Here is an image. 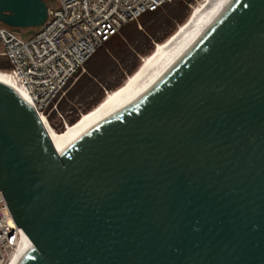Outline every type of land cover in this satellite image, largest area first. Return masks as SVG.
<instances>
[{"label":"water","instance_id":"95a60500","mask_svg":"<svg viewBox=\"0 0 264 264\" xmlns=\"http://www.w3.org/2000/svg\"><path fill=\"white\" fill-rule=\"evenodd\" d=\"M49 10L0 0V27ZM0 193L33 244L17 264H264V0H228L59 153L0 79Z\"/></svg>","mask_w":264,"mask_h":264},{"label":"built area","instance_id":"2783aa9c","mask_svg":"<svg viewBox=\"0 0 264 264\" xmlns=\"http://www.w3.org/2000/svg\"><path fill=\"white\" fill-rule=\"evenodd\" d=\"M172 2L57 0L45 25L30 38L0 27L1 55L11 66L6 72L24 89L41 120L49 121L58 111L56 100L98 50L128 24ZM24 240L0 193V264H11Z\"/></svg>","mask_w":264,"mask_h":264},{"label":"trees","instance_id":"16d2710c","mask_svg":"<svg viewBox=\"0 0 264 264\" xmlns=\"http://www.w3.org/2000/svg\"><path fill=\"white\" fill-rule=\"evenodd\" d=\"M193 0L182 2V0H173L172 3L160 7L158 10L144 15L139 23L144 26L146 30H138L137 24H128L119 34L111 38L104 46L112 48L115 43L121 39H130L135 42L132 49L126 51L125 59L121 63L112 61L106 54V50L100 52L98 50L93 57L86 63V73L83 74L76 82L75 88L72 92L68 91L64 97L56 100L57 109L64 113L68 111H75L76 106L86 104L84 113L89 112L100 104L105 98L106 91H114L120 88L123 80L127 75H133L141 63L139 58L141 56L147 57L152 54L156 48L155 44H163L173 34L178 25H183L189 19V4ZM56 6L50 7L54 8ZM165 10H168L167 27L162 35L157 36L149 28L150 20L160 17ZM1 27L8 28L1 25ZM15 33L32 37L36 32L29 29H11ZM2 53V52H1ZM0 70L4 71L10 69V63L0 54ZM54 113V112H53ZM51 117V116H50ZM80 115H74L69 118L70 125L76 123Z\"/></svg>","mask_w":264,"mask_h":264},{"label":"bare ground","instance_id":"6f19581e","mask_svg":"<svg viewBox=\"0 0 264 264\" xmlns=\"http://www.w3.org/2000/svg\"><path fill=\"white\" fill-rule=\"evenodd\" d=\"M228 0H202L192 11L189 19L181 25L178 31L163 44H157L154 52L143 58L138 70L131 75L117 90L109 92L103 101L79 120L62 132H57L50 122L43 119L51 141L59 153L63 145L73 137L97 124L121 105L134 97L170 59L183 49L196 32L227 2ZM0 79L19 87L9 72L0 70ZM25 233V232H24ZM33 244L25 234V240L11 264H17L31 249Z\"/></svg>","mask_w":264,"mask_h":264},{"label":"rangeland","instance_id":"374dc122","mask_svg":"<svg viewBox=\"0 0 264 264\" xmlns=\"http://www.w3.org/2000/svg\"><path fill=\"white\" fill-rule=\"evenodd\" d=\"M49 7H53V6H56L57 5V0H45ZM189 0H182V2H187ZM202 0H193L192 3L189 4V17L193 11V9L201 2ZM169 14L168 10H165L163 12V14L160 16V17H157V18H154L152 20H150L149 22V28L150 30L155 33L157 36H160L163 34L165 28L167 27V22H169L167 20V15ZM141 19V18H140ZM139 19V20H140ZM139 20L136 21V22H132V24H137V28L138 30H146L144 28V26L142 24L139 23ZM181 25H178L175 32L178 31V29L180 28ZM174 32V33H175ZM135 42L133 40H130V39H121L119 41H117L115 43V45L112 46V48L110 49L109 47H106L104 46L100 52H102L103 50H106V54L109 56V58L112 59V61L114 62H118L121 63L123 61V59H125V52L129 49H132L133 46H134ZM157 46V44H155ZM2 52V46L0 44V54ZM1 58V57H0ZM143 56H141L139 58V61L140 63L142 62L143 60ZM1 62V60H0ZM9 69L7 70H4V71H8ZM86 70H87V67L85 66V70L77 77L76 80H74L72 82V84L70 85V87L68 88V90L66 91V93L64 95H62V97H64L68 91L72 92L75 88V85H76V82L78 81V79L86 73ZM131 75H127L124 80H123V84L125 83V81L130 77ZM122 84V85H123ZM111 91H106L105 92V96ZM61 98V97H60ZM87 107L86 104H80V105H77L76 106V110L71 112V111H68L66 113L62 112V111H55L54 113H52L50 116V124L52 125V127L57 131V132H62L66 127L67 125H70L69 123V118L74 116V115H82L84 112V109Z\"/></svg>","mask_w":264,"mask_h":264}]
</instances>
